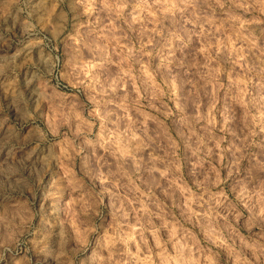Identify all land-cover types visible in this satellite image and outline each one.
<instances>
[{
  "label": "clouds",
  "instance_id": "1",
  "mask_svg": "<svg viewBox=\"0 0 264 264\" xmlns=\"http://www.w3.org/2000/svg\"><path fill=\"white\" fill-rule=\"evenodd\" d=\"M0 264H264V0H0Z\"/></svg>",
  "mask_w": 264,
  "mask_h": 264
}]
</instances>
